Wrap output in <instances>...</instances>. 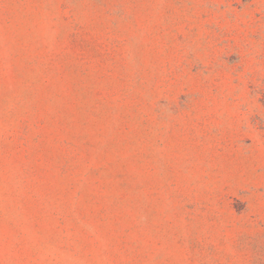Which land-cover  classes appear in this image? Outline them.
Returning <instances> with one entry per match:
<instances>
[{"label": "rangeland", "instance_id": "374dc122", "mask_svg": "<svg viewBox=\"0 0 264 264\" xmlns=\"http://www.w3.org/2000/svg\"><path fill=\"white\" fill-rule=\"evenodd\" d=\"M0 264H264V0H0Z\"/></svg>", "mask_w": 264, "mask_h": 264}]
</instances>
